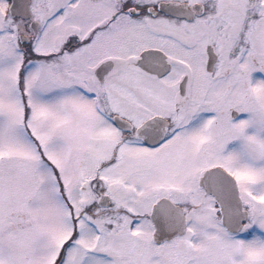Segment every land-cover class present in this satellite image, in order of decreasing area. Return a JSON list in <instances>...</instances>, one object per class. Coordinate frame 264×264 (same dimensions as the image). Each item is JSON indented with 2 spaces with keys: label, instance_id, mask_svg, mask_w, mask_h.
Wrapping results in <instances>:
<instances>
[{
  "label": "snow or ice",
  "instance_id": "snow-or-ice-1",
  "mask_svg": "<svg viewBox=\"0 0 264 264\" xmlns=\"http://www.w3.org/2000/svg\"><path fill=\"white\" fill-rule=\"evenodd\" d=\"M0 264H264V0H0Z\"/></svg>",
  "mask_w": 264,
  "mask_h": 264
}]
</instances>
